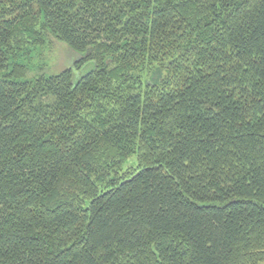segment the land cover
<instances>
[{
    "label": "trees",
    "instance_id": "1",
    "mask_svg": "<svg viewBox=\"0 0 264 264\" xmlns=\"http://www.w3.org/2000/svg\"><path fill=\"white\" fill-rule=\"evenodd\" d=\"M0 264H264V0H0Z\"/></svg>",
    "mask_w": 264,
    "mask_h": 264
},
{
    "label": "rangeland",
    "instance_id": "2",
    "mask_svg": "<svg viewBox=\"0 0 264 264\" xmlns=\"http://www.w3.org/2000/svg\"><path fill=\"white\" fill-rule=\"evenodd\" d=\"M78 56L69 50L65 44L53 37H50L44 47L34 49L30 56L21 59V63L30 67L31 71L28 77L36 74H57L73 66V60ZM138 158L132 156L124 165V170L136 168Z\"/></svg>",
    "mask_w": 264,
    "mask_h": 264
}]
</instances>
